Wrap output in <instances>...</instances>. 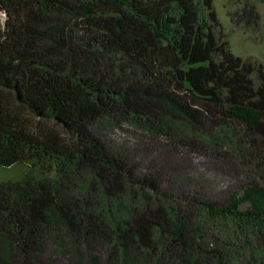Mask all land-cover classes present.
I'll return each instance as SVG.
<instances>
[{
  "label": "trees",
  "instance_id": "16d2710c",
  "mask_svg": "<svg viewBox=\"0 0 264 264\" xmlns=\"http://www.w3.org/2000/svg\"><path fill=\"white\" fill-rule=\"evenodd\" d=\"M214 3L0 0V168L26 167L0 181V264H239L215 221L264 241V64L232 51ZM159 148L255 176L193 211L162 189Z\"/></svg>",
  "mask_w": 264,
  "mask_h": 264
},
{
  "label": "rangeland",
  "instance_id": "374dc122",
  "mask_svg": "<svg viewBox=\"0 0 264 264\" xmlns=\"http://www.w3.org/2000/svg\"><path fill=\"white\" fill-rule=\"evenodd\" d=\"M246 5L256 7L259 13V19L256 23H249L247 19L240 16ZM214 7L220 23L218 30L228 40L232 51L246 60L264 64V1L215 0ZM4 18V14L0 12V27ZM253 77L256 78V74ZM108 134L110 138L115 140L123 138L125 139L124 142H127L126 139H131L128 137L127 132L122 129L111 130ZM161 151L162 149L159 148L157 155L161 157V163L165 162V165L169 166L166 168V179H171L163 182L162 189L174 194L178 201L184 204L188 203L187 208L193 209V211L197 209L196 203L193 201L194 197L207 198L216 202L223 201L238 190L243 182L255 176L254 172L249 169L235 166L229 161L217 159L216 156L211 154L184 151L164 156ZM214 153L215 151H213ZM170 167L173 170L177 167L183 171L184 176H188L185 179L178 180L177 173L173 170L170 171ZM25 170L26 167L21 165H15L8 169L0 168V181L18 178ZM229 223L210 222L206 224V229L219 237L217 240L218 245L225 247L227 256L234 253L240 256L239 264L256 262L259 256L252 250L263 248L262 236L250 234L252 236L248 240H251V243L248 247H244L245 238L238 231L232 232Z\"/></svg>",
  "mask_w": 264,
  "mask_h": 264
}]
</instances>
